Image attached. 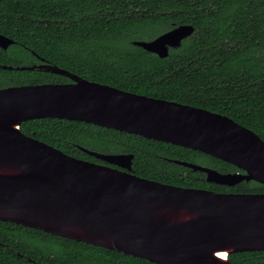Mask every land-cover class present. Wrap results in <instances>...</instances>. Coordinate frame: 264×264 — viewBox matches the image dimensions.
I'll list each match as a JSON object with an SVG mask.
<instances>
[{
	"label": "water",
	"instance_id": "obj_1",
	"mask_svg": "<svg viewBox=\"0 0 264 264\" xmlns=\"http://www.w3.org/2000/svg\"><path fill=\"white\" fill-rule=\"evenodd\" d=\"M194 33L193 25H180L132 44L165 59ZM13 44L0 33V48ZM36 69L72 83L0 89V221L153 264H232L231 254L264 252V193L226 194L153 181L132 172L133 154L81 148L108 164L102 165L67 155L24 134L21 126L65 119L199 151L244 173L174 162L226 186H264V140L258 134L228 116L89 81L47 62L17 67Z\"/></svg>",
	"mask_w": 264,
	"mask_h": 264
},
{
	"label": "trees",
	"instance_id": "obj_2",
	"mask_svg": "<svg viewBox=\"0 0 264 264\" xmlns=\"http://www.w3.org/2000/svg\"><path fill=\"white\" fill-rule=\"evenodd\" d=\"M180 25L195 33L161 59L132 44ZM0 64L47 63L89 81L232 118L264 140V0H0ZM70 82L36 70L0 69V88ZM24 134L67 155L106 164L81 148L133 154L132 172L161 183L215 192L264 193L243 182L227 188L174 161L220 172L239 169L206 155L138 135L65 119H36ZM232 264H264V252L231 254ZM0 264H153L98 246L0 221Z\"/></svg>",
	"mask_w": 264,
	"mask_h": 264
},
{
	"label": "flooded vegetation",
	"instance_id": "obj_3",
	"mask_svg": "<svg viewBox=\"0 0 264 264\" xmlns=\"http://www.w3.org/2000/svg\"><path fill=\"white\" fill-rule=\"evenodd\" d=\"M3 35V34H2ZM10 39V38H9ZM16 43V42H15ZM2 49V48H1ZM8 50V49H7ZM6 51V50H5ZM41 60V63H39V64H37V65H40V64H43L44 62H46V61H42V59H40ZM0 65H2V64H0ZM3 66H5V65H3ZM6 66H8V65H6ZM12 67V66H11ZM17 67H23V66H17ZM17 67H13V69H16L17 70ZM2 69V68H1ZM66 83H72V80H70V82H66ZM60 84H65V83H60ZM1 89V88H0ZM220 160V159H219ZM101 161V160H100ZM176 161H178V160H176ZM222 161V160H221ZM103 162V161H102ZM105 163V162H104ZM192 163V162H191ZM226 163V162H225ZM99 164V163H98ZM102 165H108L107 163L106 164H102ZM198 165H200V164H198ZM203 166V165H202ZM113 167H115V166H113ZM205 167H207V166H205ZM208 168H211V167H208ZM212 169H214V168H212ZM216 170V169H215ZM218 171V170H217ZM218 172H220V171H218ZM201 173V172H200ZM221 173H223V174H227V173H244V171H242V170H240L239 169V171L238 170H233V169H231V170H226V171H223V172H221ZM205 179H206V175H205ZM245 182V181H244ZM243 183V182H242ZM246 183H251V182H246ZM212 184V183H211ZM241 184V183H240ZM239 185V184H238ZM261 185V184H260ZM220 186H222V187H227V188H233V187H236V186H226V185H220ZM198 189V188H197ZM206 190H209V189H206ZM212 191V190H211ZM215 192V191H214ZM217 193H219V192H217ZM220 193H226V194H249V193H236V192H232V191H222V192H220ZM261 193V192H260Z\"/></svg>",
	"mask_w": 264,
	"mask_h": 264
},
{
	"label": "rangeland",
	"instance_id": "obj_4",
	"mask_svg": "<svg viewBox=\"0 0 264 264\" xmlns=\"http://www.w3.org/2000/svg\"><path fill=\"white\" fill-rule=\"evenodd\" d=\"M12 86H20V85H12ZM8 87H11V86H8ZM3 88H7V87H3ZM204 166V165H203Z\"/></svg>",
	"mask_w": 264,
	"mask_h": 264
}]
</instances>
